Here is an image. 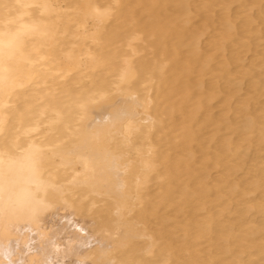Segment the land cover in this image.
Masks as SVG:
<instances>
[{
  "label": "bare ground",
  "instance_id": "bare-ground-1",
  "mask_svg": "<svg viewBox=\"0 0 264 264\" xmlns=\"http://www.w3.org/2000/svg\"><path fill=\"white\" fill-rule=\"evenodd\" d=\"M263 95L264 0H0V264H264Z\"/></svg>",
  "mask_w": 264,
  "mask_h": 264
},
{
  "label": "rangeland",
  "instance_id": "rangeland-1",
  "mask_svg": "<svg viewBox=\"0 0 264 264\" xmlns=\"http://www.w3.org/2000/svg\"><path fill=\"white\" fill-rule=\"evenodd\" d=\"M198 7H199V6H197L196 9H197ZM233 7H234V6H233ZM201 16H202V14L197 15V19L200 18ZM205 38H207V35H206V34L202 36V41L206 40ZM117 44L120 45L121 43H117ZM206 84H208V83H206ZM240 92L243 93V92H244V89H242ZM261 100L264 101V95L261 97ZM216 102H217V100H214V101H213L214 104H217ZM252 156H253L252 152L249 151V152L247 153V155L245 156V162H246V160L251 159ZM245 162H244V163H245ZM238 173H239V171H238ZM238 176H239V174H238Z\"/></svg>",
  "mask_w": 264,
  "mask_h": 264
}]
</instances>
